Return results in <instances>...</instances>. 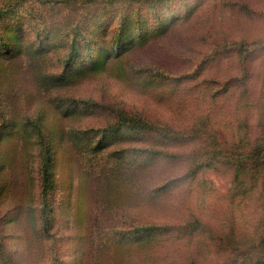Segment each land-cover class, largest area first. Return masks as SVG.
Wrapping results in <instances>:
<instances>
[{
    "label": "rangeland",
    "instance_id": "rangeland-1",
    "mask_svg": "<svg viewBox=\"0 0 264 264\" xmlns=\"http://www.w3.org/2000/svg\"><path fill=\"white\" fill-rule=\"evenodd\" d=\"M0 264H264V0H0Z\"/></svg>",
    "mask_w": 264,
    "mask_h": 264
},
{
    "label": "trees",
    "instance_id": "trees-1",
    "mask_svg": "<svg viewBox=\"0 0 264 264\" xmlns=\"http://www.w3.org/2000/svg\"><path fill=\"white\" fill-rule=\"evenodd\" d=\"M12 120V119H11ZM103 149V147L100 149V151ZM99 151V152H100ZM169 184H171V183H169ZM174 185V184H173ZM173 185L172 186H168V188H171V187H173Z\"/></svg>",
    "mask_w": 264,
    "mask_h": 264
}]
</instances>
